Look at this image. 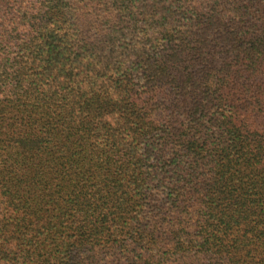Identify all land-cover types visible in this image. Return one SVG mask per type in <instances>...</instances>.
<instances>
[{
  "label": "trees",
  "instance_id": "1",
  "mask_svg": "<svg viewBox=\"0 0 264 264\" xmlns=\"http://www.w3.org/2000/svg\"><path fill=\"white\" fill-rule=\"evenodd\" d=\"M0 264H264V0H0Z\"/></svg>",
  "mask_w": 264,
  "mask_h": 264
}]
</instances>
